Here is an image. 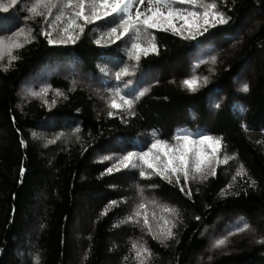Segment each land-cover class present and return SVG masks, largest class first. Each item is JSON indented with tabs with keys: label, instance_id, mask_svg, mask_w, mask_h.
Here are the masks:
<instances>
[{
	"label": "trees",
	"instance_id": "trees-1",
	"mask_svg": "<svg viewBox=\"0 0 264 264\" xmlns=\"http://www.w3.org/2000/svg\"><path fill=\"white\" fill-rule=\"evenodd\" d=\"M33 2L0 0V264H264V0H209L229 21L194 39L141 25L116 40L104 35L114 24L103 17L77 21L74 43L53 45L41 30L52 23V38L66 39L59 29L71 10L55 21L54 8L45 20L26 11ZM133 42L156 47L134 61ZM193 76L190 92L182 81ZM117 87L131 110L109 107L122 103ZM181 130L193 141L220 138L223 166L206 180L190 174L181 191L182 175L169 183L138 160L105 171L156 138L177 146ZM220 221L231 235L214 248ZM169 228L174 237L162 243Z\"/></svg>",
	"mask_w": 264,
	"mask_h": 264
},
{
	"label": "snow or ice",
	"instance_id": "snow-or-ice-1",
	"mask_svg": "<svg viewBox=\"0 0 264 264\" xmlns=\"http://www.w3.org/2000/svg\"><path fill=\"white\" fill-rule=\"evenodd\" d=\"M144 0H34L26 11L30 15L40 16L43 15L45 20H48L49 15L52 14L54 8H58V13L55 15V21H60L65 16V9H70L71 13L67 16V28H60L61 36L67 38L53 39L52 38V23L47 25L48 31L41 30V35H47L48 44H65L74 43L79 33H73L71 29L77 27L83 31V26L78 24L77 21H83L84 24L100 20L102 17H112L113 27L107 29L104 35L116 40L124 37L126 33L135 30L139 34V26L146 28H167L171 29L174 33L180 35L182 38L194 39L197 34L203 35L200 31L201 28L206 32L208 28L215 25H223L228 23L229 17L224 12L217 8L216 3L209 2V0H147V8L145 12L139 11L140 4ZM17 4V0H10V5ZM173 4L190 5L191 9L173 7ZM45 9L44 13L39 11V8ZM136 8L137 11L133 15L132 9ZM165 9V10H162ZM195 9H200L199 11ZM6 10V9H4ZM113 14H115L113 16ZM28 19V17H25ZM177 21L182 23L177 24ZM19 31V30H18ZM99 43V41H97ZM10 48H19L21 45L17 42L10 41ZM4 47V41L0 39V50ZM156 46L150 44L148 47H141V45L133 42L131 44V51L129 52L130 59L138 61L139 54L143 52L148 54L150 49ZM16 59V57H12ZM211 62H216V57L212 56ZM127 69H121L115 73L117 80H120L123 75H127ZM206 82L207 78H203ZM183 85L192 92L196 90L197 78L195 76L187 78L182 81ZM242 90L247 91L248 85L243 84ZM115 95L119 97L122 103H118L116 99L109 101V107L114 109H121L127 107L129 110L132 108L133 101L127 98V94H121L120 89L117 87ZM143 95V93H140ZM109 116L113 113L110 111ZM155 131V130H153ZM173 140L178 141L177 146H170L168 141L156 138L149 145L147 151L128 152L126 155L121 156L115 165L105 169L106 172L111 173L114 169L118 170V165L124 168L136 167V161L140 162L142 167L151 169L153 173L158 175L162 180L166 179L169 183L172 182L174 177L177 184H180V177L183 176V185L181 191L188 186L189 176L192 175L193 179L206 180L209 174L214 175L215 169L211 168V160L216 158L218 151L221 149L222 144L219 137L213 138L204 134H200L198 141H193L189 134L184 133L182 130L178 131L173 136ZM197 143L199 146L193 148L191 145ZM207 145V149L203 148ZM20 146H25V141H20ZM155 150V151H153ZM104 160H109L110 157L105 155ZM25 169L21 167L20 172L23 174ZM139 175L143 178L146 172L141 170ZM241 175V172H237ZM254 181H250V185H254ZM224 194V190H221ZM189 198L191 194L189 193ZM110 203H115L111 202ZM140 208L144 204L139 205ZM175 217H179V213L175 208L166 209ZM103 214V213H102ZM138 216V212H133L127 219L132 220V216ZM199 219V217H197ZM145 227H149L148 220L144 219ZM176 225L172 223L171 228ZM248 224H244L243 228L247 229ZM169 228L167 231L161 232V242L174 237V233ZM240 230V229H238ZM151 233V228L149 227ZM231 235V233H229ZM156 238V237H154ZM258 243L261 241H257ZM226 243L225 239H216L212 247H220ZM134 249L136 245L132 246ZM141 253L150 255L147 248L141 247ZM139 255V253H138ZM34 264H37L34 258Z\"/></svg>",
	"mask_w": 264,
	"mask_h": 264
},
{
	"label": "rangeland",
	"instance_id": "rangeland-1",
	"mask_svg": "<svg viewBox=\"0 0 264 264\" xmlns=\"http://www.w3.org/2000/svg\"><path fill=\"white\" fill-rule=\"evenodd\" d=\"M172 6H173V7H177V8H187V9H191V6H190V5L187 6V5H181V4H173ZM146 8H147V0H144V2L140 4L139 11H141V12H145V11H146ZM162 10H165V9L162 8ZM131 11H132V13H133V15H134L135 12L137 11V9L134 7ZM102 18H103V17H102ZM81 23H82V22H81ZM83 23H84V22H83ZM176 23H177V24H180V23H182V22H181V21H177ZM249 25H252V23H250ZM154 29H156V30L163 29L164 31H167V32H169L170 34H172V35H174V36H180V35L174 33L171 29H167V28H154ZM208 29H209V28H208ZM245 30H247V28H245ZM245 30H244L243 32H245ZM72 31H73V32L78 31V28H73ZM200 31H201L202 33L205 32L203 28H201ZM197 36H199V34H197L196 37H197ZM180 37H181V36H180ZM236 42H238V39H237V41H236V40L234 41V43H236ZM150 52H152V49H150V50L148 51V53H150ZM263 57H264V56H263ZM251 67H252V68H249V69L247 68V70H246V73H247V75H249V78H251V75H252V72H251V71H253V66H251ZM248 80H249V79H248ZM235 84H236V82H235ZM239 87H240V88L242 87L241 84L238 86L237 90H240ZM220 101H222V103L224 102V101H223V94L220 95ZM192 147H193V146H192ZM193 148H195V147H193ZM203 148H204L205 150L210 151V149H207V145H204ZM220 153H221V149L218 151L216 158H213V159L211 160V168H215V167L223 166L222 164H220V163L222 162L221 157H223V155L219 156ZM136 165H137L136 167H140V166H139V162H137V161H136ZM129 168H133V167H129ZM209 175H210V174H209ZM130 186H131L132 189L136 190L134 184L131 183ZM126 192H128V191H126ZM88 199H90V198H88L87 196H83L82 198H80V200H79V204L82 205V207H84L85 204L87 205V203H90V201H87ZM84 210H85V209H84ZM260 221H261V220H260ZM218 223H222V224L219 226V228H220L221 230H219L220 232H218V233L215 232V234H214L213 237H212V239L214 238L213 241H212V243L215 242L216 239H219V236H227V235L230 233V231H228V232L223 231V228L228 227L227 225H225L226 222L220 221V222H218ZM261 223H262V226L264 227V218L262 219ZM252 226H253V227L248 231V233H249L251 236L255 233L254 225H252ZM210 247H211V246H210Z\"/></svg>",
	"mask_w": 264,
	"mask_h": 264
},
{
	"label": "bare ground",
	"instance_id": "bare-ground-1",
	"mask_svg": "<svg viewBox=\"0 0 264 264\" xmlns=\"http://www.w3.org/2000/svg\"><path fill=\"white\" fill-rule=\"evenodd\" d=\"M188 6V5H187Z\"/></svg>",
	"mask_w": 264,
	"mask_h": 264
}]
</instances>
